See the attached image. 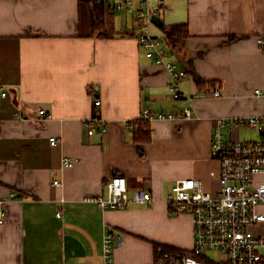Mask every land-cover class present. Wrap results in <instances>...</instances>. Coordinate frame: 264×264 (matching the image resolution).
Returning a JSON list of instances; mask_svg holds the SVG:
<instances>
[{
    "label": "crops",
    "instance_id": "obj_1",
    "mask_svg": "<svg viewBox=\"0 0 264 264\" xmlns=\"http://www.w3.org/2000/svg\"><path fill=\"white\" fill-rule=\"evenodd\" d=\"M149 2L160 18L148 26L155 37L187 25L185 42L169 49L188 71L183 96L170 91L167 67L146 55L130 13L106 11L94 24L92 0H0V264H104L106 227L124 239L115 264H158V245L193 247L192 216L172 213L166 193L188 177L217 192L215 120L264 113L256 94L264 89V0ZM209 86L221 95H205ZM94 97L107 130L90 134ZM146 108L192 115L141 121ZM228 135L251 140L258 132L240 126ZM65 156L77 161L64 165ZM116 174L129 190L151 191L154 204L86 200Z\"/></svg>",
    "mask_w": 264,
    "mask_h": 264
},
{
    "label": "built area",
    "instance_id": "obj_2",
    "mask_svg": "<svg viewBox=\"0 0 264 264\" xmlns=\"http://www.w3.org/2000/svg\"><path fill=\"white\" fill-rule=\"evenodd\" d=\"M103 4L109 12L126 11L141 23L138 35L146 55L157 64L167 67L170 74V91L183 96L180 80L188 76V71L171 58L170 44L155 37L148 31L152 16L158 9L149 0H92ZM264 46V37L258 38ZM6 91L2 94L6 95ZM205 95L220 96V88L209 86ZM256 94L264 97V89H256ZM95 112L86 120L89 133L100 126L107 130V121L100 117L98 108L101 99L94 97ZM41 109V113H45ZM192 112L185 108L181 112L143 110L139 120L155 118L172 119L179 116L189 117ZM131 126L139 128L134 120ZM240 126L253 128L258 137L251 140H237L229 137V132ZM57 141L50 137L51 144ZM212 155L221 165L220 187L214 194L206 191L200 179L194 177L178 179L166 193L168 208L172 213H189L193 220V247L183 253H171L166 264H264V113L247 116H219L214 123L211 142ZM77 159L63 158V164L73 165ZM54 184H61L55 179ZM12 196V195H11ZM155 196L145 189L129 190L126 177L116 174L106 180L104 192L87 197L102 208H126L136 202L153 205ZM1 202V200H0ZM58 216L62 210H57ZM6 211L0 206V222ZM124 244L121 235L111 227L103 230L104 264H115V247ZM212 253V254H211Z\"/></svg>",
    "mask_w": 264,
    "mask_h": 264
},
{
    "label": "trees",
    "instance_id": "obj_3",
    "mask_svg": "<svg viewBox=\"0 0 264 264\" xmlns=\"http://www.w3.org/2000/svg\"><path fill=\"white\" fill-rule=\"evenodd\" d=\"M94 24L98 22L101 23L103 14L108 10L103 6V4L94 3ZM165 39L169 44L170 47H176L180 43H184L187 39L189 33L186 24H173L170 29L166 30ZM143 121V120H141ZM141 126V125H140ZM149 130V129H148ZM140 131V129H139ZM183 253L184 250L177 249L173 246H169L166 244L158 245L156 249V262L159 264H166L167 257L171 253Z\"/></svg>",
    "mask_w": 264,
    "mask_h": 264
},
{
    "label": "water",
    "instance_id": "obj_4",
    "mask_svg": "<svg viewBox=\"0 0 264 264\" xmlns=\"http://www.w3.org/2000/svg\"><path fill=\"white\" fill-rule=\"evenodd\" d=\"M152 20H153L154 22H156V23H160V18H159L158 15H156V14H154V15L152 16Z\"/></svg>",
    "mask_w": 264,
    "mask_h": 264
},
{
    "label": "rangeland",
    "instance_id": "obj_5",
    "mask_svg": "<svg viewBox=\"0 0 264 264\" xmlns=\"http://www.w3.org/2000/svg\"><path fill=\"white\" fill-rule=\"evenodd\" d=\"M220 174H221V173H220ZM219 179H220V176L218 177V180H219ZM219 187H220V182H219ZM212 193H214V194H215L216 192H212ZM211 254H212V253H211Z\"/></svg>",
    "mask_w": 264,
    "mask_h": 264
}]
</instances>
